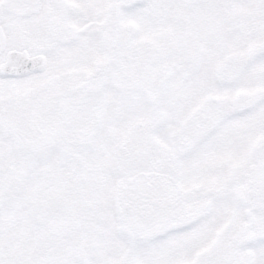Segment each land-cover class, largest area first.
Instances as JSON below:
<instances>
[{"label": "snow or ice", "instance_id": "1", "mask_svg": "<svg viewBox=\"0 0 264 264\" xmlns=\"http://www.w3.org/2000/svg\"><path fill=\"white\" fill-rule=\"evenodd\" d=\"M0 264H264V0H0Z\"/></svg>", "mask_w": 264, "mask_h": 264}]
</instances>
